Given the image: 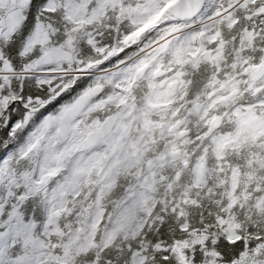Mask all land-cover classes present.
<instances>
[{
  "label": "snow or ice",
  "instance_id": "snow-or-ice-1",
  "mask_svg": "<svg viewBox=\"0 0 264 264\" xmlns=\"http://www.w3.org/2000/svg\"><path fill=\"white\" fill-rule=\"evenodd\" d=\"M0 264H264V0H0Z\"/></svg>",
  "mask_w": 264,
  "mask_h": 264
}]
</instances>
